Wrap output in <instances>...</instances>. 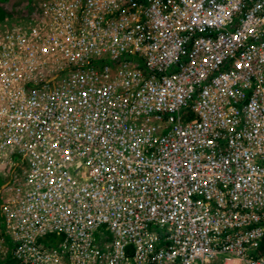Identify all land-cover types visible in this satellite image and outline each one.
Instances as JSON below:
<instances>
[{
    "label": "built area",
    "instance_id": "obj_1",
    "mask_svg": "<svg viewBox=\"0 0 264 264\" xmlns=\"http://www.w3.org/2000/svg\"><path fill=\"white\" fill-rule=\"evenodd\" d=\"M14 1L0 264H264V0Z\"/></svg>",
    "mask_w": 264,
    "mask_h": 264
},
{
    "label": "trees",
    "instance_id": "obj_2",
    "mask_svg": "<svg viewBox=\"0 0 264 264\" xmlns=\"http://www.w3.org/2000/svg\"><path fill=\"white\" fill-rule=\"evenodd\" d=\"M15 4L14 0H0V19L6 15H14L16 13L14 10ZM262 251H264V241L262 243ZM9 257L11 258L10 254L8 255Z\"/></svg>",
    "mask_w": 264,
    "mask_h": 264
},
{
    "label": "rangeland",
    "instance_id": "obj_3",
    "mask_svg": "<svg viewBox=\"0 0 264 264\" xmlns=\"http://www.w3.org/2000/svg\"><path fill=\"white\" fill-rule=\"evenodd\" d=\"M2 264H14V261L9 257H6L4 261L1 262Z\"/></svg>",
    "mask_w": 264,
    "mask_h": 264
}]
</instances>
